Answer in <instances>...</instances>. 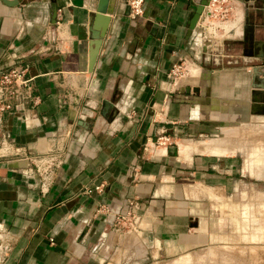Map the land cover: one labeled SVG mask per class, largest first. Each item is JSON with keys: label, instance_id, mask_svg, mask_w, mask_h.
<instances>
[{"label": "crops", "instance_id": "obj_1", "mask_svg": "<svg viewBox=\"0 0 264 264\" xmlns=\"http://www.w3.org/2000/svg\"><path fill=\"white\" fill-rule=\"evenodd\" d=\"M201 1L145 0L131 18L127 0L106 14L98 0H0V70L19 65L31 85L3 116L15 141L0 156V264H140L224 235L264 181V145L224 135L264 123V0H233L221 33L203 14L190 30ZM131 198L136 222L108 223L101 205Z\"/></svg>", "mask_w": 264, "mask_h": 264}, {"label": "rangeland", "instance_id": "obj_2", "mask_svg": "<svg viewBox=\"0 0 264 264\" xmlns=\"http://www.w3.org/2000/svg\"><path fill=\"white\" fill-rule=\"evenodd\" d=\"M232 2L233 0H228L225 4L234 7L235 2ZM219 29L221 33L222 30ZM184 71L185 64L179 72ZM260 123L250 121V124H240L238 127H224L225 138H232L240 130L238 144L244 141L246 147L262 146L264 123ZM252 182L253 186L244 189L239 207L236 205L237 210L231 211L230 208L229 213H225L224 235H220L218 240L178 253L161 252L140 264H264V181L252 179Z\"/></svg>", "mask_w": 264, "mask_h": 264}, {"label": "built area", "instance_id": "obj_3", "mask_svg": "<svg viewBox=\"0 0 264 264\" xmlns=\"http://www.w3.org/2000/svg\"><path fill=\"white\" fill-rule=\"evenodd\" d=\"M225 1L228 0H208V2L204 4V8L201 14H203V21L207 20L205 22V25L207 24V27H216L218 25L215 28L218 29V27H220V24L216 23H223L222 20L227 19V14L231 13L232 6H230L228 3L225 4ZM127 4L129 7L128 14L131 18H136L143 15L145 0H127ZM21 30L22 26L20 27V31ZM182 65V61L174 62L171 68L169 69V75H179V71ZM25 72V68L15 64L9 67L8 69L0 70V156L6 153V149H8L9 145L15 141V138L4 127V113L16 112L14 109L15 107H12V101L16 99H23L26 97L28 98L31 94L30 79L25 77ZM20 115L19 117H21ZM36 117L37 116L33 114L32 119H35ZM23 119L25 120V124L28 127L32 126L30 122L26 119V116L24 114ZM169 138V134L163 133V135H160L156 138V143L162 144ZM36 160L37 163H35L38 167L41 162L43 163L47 159L45 157H38ZM101 206L103 211L108 216L106 220L108 223L120 224L123 227L131 226L136 222L139 217L138 210L141 207L140 203L135 198L128 199L122 209H115L107 204H102ZM4 232L7 233L8 230H6L3 221H0V239L3 235H5ZM9 248L10 243L8 241H2L0 243V256L5 255L8 252Z\"/></svg>", "mask_w": 264, "mask_h": 264}, {"label": "water", "instance_id": "obj_4", "mask_svg": "<svg viewBox=\"0 0 264 264\" xmlns=\"http://www.w3.org/2000/svg\"><path fill=\"white\" fill-rule=\"evenodd\" d=\"M110 0H98L97 3V7H96V12L99 14H106L107 8H108V4H109ZM208 2V0H202L195 12L193 13L191 19H190V30L196 25V22L204 8V4H206ZM95 12V13H96ZM52 20L55 21V12L52 15ZM102 34L99 31H94L92 34V45L89 51V70H92L93 68V64L95 62V59L97 57V53L99 51V47L101 45V41H102Z\"/></svg>", "mask_w": 264, "mask_h": 264}, {"label": "bare ground", "instance_id": "obj_5", "mask_svg": "<svg viewBox=\"0 0 264 264\" xmlns=\"http://www.w3.org/2000/svg\"><path fill=\"white\" fill-rule=\"evenodd\" d=\"M224 27H226V26L224 25Z\"/></svg>", "mask_w": 264, "mask_h": 264}]
</instances>
